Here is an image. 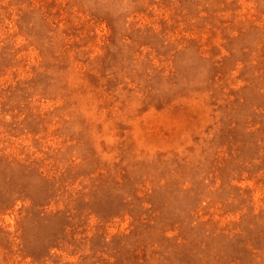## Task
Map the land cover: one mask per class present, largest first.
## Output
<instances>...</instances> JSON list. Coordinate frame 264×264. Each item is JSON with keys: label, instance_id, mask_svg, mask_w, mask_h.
<instances>
[{"label": "rangeland", "instance_id": "374dc122", "mask_svg": "<svg viewBox=\"0 0 264 264\" xmlns=\"http://www.w3.org/2000/svg\"><path fill=\"white\" fill-rule=\"evenodd\" d=\"M0 264H264V0H0Z\"/></svg>", "mask_w": 264, "mask_h": 264}]
</instances>
